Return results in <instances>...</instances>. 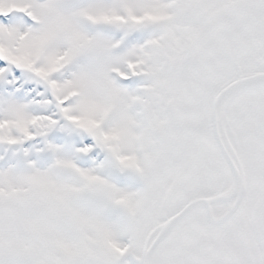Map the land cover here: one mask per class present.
Returning <instances> with one entry per match:
<instances>
[{"label":"snow or ice","instance_id":"obj_1","mask_svg":"<svg viewBox=\"0 0 264 264\" xmlns=\"http://www.w3.org/2000/svg\"><path fill=\"white\" fill-rule=\"evenodd\" d=\"M0 264H264V0H0Z\"/></svg>","mask_w":264,"mask_h":264}]
</instances>
